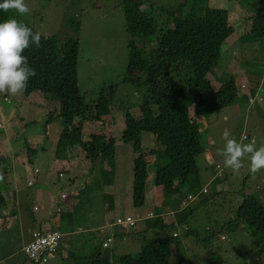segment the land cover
Returning a JSON list of instances; mask_svg holds the SVG:
<instances>
[{
  "label": "rangeland",
  "instance_id": "374dc122",
  "mask_svg": "<svg viewBox=\"0 0 264 264\" xmlns=\"http://www.w3.org/2000/svg\"><path fill=\"white\" fill-rule=\"evenodd\" d=\"M249 1L199 0L194 3L202 8L208 6L227 10L228 25L234 31L224 42L218 69L211 70L208 81L215 90L226 89L231 96L235 95V99L252 103L255 102L254 94L247 93L249 88L253 89L252 84L254 87L262 86L260 96L264 97V34L254 44L246 38L240 40L246 34L245 28L251 23L246 17ZM119 2L121 3L120 0H25L30 9L29 14L19 16L13 11L7 12L6 19L15 17L44 37L63 39L71 36L78 39V87L89 111L91 105L97 102L101 90H105L110 84L117 85L110 114L100 120L86 121L82 127L85 140L94 131H100L107 139L113 137L116 151L112 160L100 159L92 163L81 157V149L69 150L65 159L56 158L55 146L62 129L59 112L55 111L58 102L45 97L42 91L23 92L17 96L0 94V158L3 160L0 163V199L6 203L0 209V264H30L22 247L31 240V232L39 229L37 222L40 212L33 208L40 207L35 193L42 186L37 182L32 186L27 185L33 168L37 166L47 176L44 187L51 195L54 205L59 202L61 193L79 202L70 224L55 213L50 222H43L44 228L59 230L68 239H77L75 245L72 244L78 249L77 257L86 256L90 249L98 246L104 239L95 228L118 216L143 215L164 205L165 220L167 223L174 222L170 218L172 206L192 191L185 185L183 188L178 186L176 182L170 194H166L162 188L154 187L153 174L157 167L167 163V159L161 154L154 166V157L149 155L150 150L154 149V135L142 133L141 146L146 154L149 175L145 185L146 199L141 208H133L131 205L132 161L136 154L132 151V145L124 140V113L128 110L134 117L139 115L138 106L146 88L122 82L128 58L127 42L133 39L138 48L147 51L155 46V39L131 37L127 34L124 12ZM183 6H186V10L180 9ZM190 6L188 0H145L141 11L151 13L161 27L171 28L174 19L186 14ZM259 6L264 7V3L257 7ZM252 106L253 104H235L221 111L226 116L216 112L209 119L201 120L198 125L200 141L205 148L203 154L197 157V177L201 179L200 187L205 185L207 194L194 200L190 205L191 213L185 220L196 232V236H182L185 231L179 227L178 234L182 237L173 240L172 247L183 245L184 252L180 253L178 250L177 254L179 252L182 255L186 260L185 264H264V253L260 252V248L255 249L256 256L238 255L240 251L250 252L255 247L249 237L247 225H243L242 230L225 229L222 235L213 234L212 231L233 221L240 189L247 188L248 194L258 193L256 188L264 183V170L252 174L247 159L243 161L239 173L234 174L230 169L224 168L223 158L217 155V150L224 145L222 134L226 128L230 130L232 138L242 143H251L254 139L257 148L264 145V115L256 118L254 114H249ZM53 111L56 120L46 128L48 115ZM78 121V118L75 119V123ZM27 144L36 147L35 154L41 153L43 159L46 156V165L44 160L33 163L23 161V157L26 161ZM64 165L66 169H72L65 170L63 177H59ZM223 175L227 176L226 180L219 178ZM72 177H77V180L71 182ZM214 179H219L220 183L213 185L211 181ZM75 193L78 194L77 197L74 196ZM191 194L194 196L197 193ZM262 201L264 202V196ZM173 209L177 210V207L174 206ZM51 212H54L53 208ZM68 227L74 232L70 233ZM174 232L173 226L161 230L144 228V223H139L129 232L118 235L107 249L101 248L99 253L102 257L108 255L109 263L118 264L119 258L125 255L136 257L143 245L155 236L164 234L172 237ZM206 237L209 238L205 239ZM69 246L62 243L60 254L64 255ZM235 248H238V253ZM175 250L177 248L174 247L173 254ZM171 260L179 264L178 255L171 257Z\"/></svg>",
  "mask_w": 264,
  "mask_h": 264
},
{
  "label": "trees",
  "instance_id": "16d2710c",
  "mask_svg": "<svg viewBox=\"0 0 264 264\" xmlns=\"http://www.w3.org/2000/svg\"><path fill=\"white\" fill-rule=\"evenodd\" d=\"M120 1L127 34L131 37L145 36L155 39V46L147 51L138 48L133 39L127 42L128 58L122 82L146 88L143 100L138 106L139 115L134 117L128 110L124 113V140L131 143L133 151L137 154L133 160V205L142 207L146 199L145 185L149 175L141 146L144 133L154 135V149H151L149 153L155 156L154 166L161 154L167 159V163L157 167L153 174L154 186L162 187L163 191L166 190V194H170L176 182L182 188L184 185L187 186L192 190L191 193H199L201 179L197 177L199 172L197 157L203 154L205 146L200 141L201 132L198 130V125L202 122L201 120L209 119L211 114L219 112L226 116L221 111L235 104L239 106L242 103L247 104L243 99H235V95L231 96L226 89L215 90L208 81L211 70L218 69L224 42L234 32L228 25V11L212 9L208 6L202 8L194 3L199 0H188L191 6L186 14L175 18L171 28H164L151 13L141 11L145 0ZM263 3L264 0H250L247 3L249 10L246 17L251 20V23L245 28L246 34H243L240 40L246 38L254 44L264 34V11H262L264 7H257ZM238 7L241 8V5L239 4ZM180 9L186 10V6ZM6 17L7 12L0 11V22H3ZM147 42L149 40L145 41ZM24 55L28 58L29 66L36 71V76L29 80L24 92L42 91L48 99L59 102L60 115L58 116L61 119L62 130L55 146L56 155L60 157L66 154L67 150L79 147L85 160L91 162L100 159L112 160L116 151L115 139L113 137L107 139L100 131H94L85 140L82 133V121L85 120L84 116L89 115L86 119L100 120L103 116L110 114V105L117 85L110 84L105 90H101L97 102L91 105L89 111L78 87V39L71 36L60 39V37L41 35V46L39 48L31 46L25 50ZM53 114L55 113H49L46 126L56 120ZM249 114H254L256 118L262 117L264 101L254 102ZM77 118L79 121L75 123ZM252 141L254 142V139ZM1 160L0 158V162ZM226 177L223 175L219 178L226 180ZM218 182L219 179H214V183ZM263 189L264 183L260 188H256L259 190L258 193L248 194L247 188L240 189L238 207L233 221L227 225L224 224L219 230H212L213 234L221 233L222 235L225 229L242 230L243 225H247L249 237L255 247L250 252L240 251L238 254L240 256L250 254L256 256L255 249L258 248L264 253ZM201 196L203 195H200L199 199ZM5 205V201L0 199V209ZM174 206L178 207V204L175 203ZM191 210L190 206L179 211L178 219L174 224H164L157 216L150 228L163 230L167 226H173L175 232L172 237L164 234L160 237L155 236L153 240L143 245L136 257L125 255L119 258L118 264H176L171 257L177 255L179 264H185L186 260L179 252L177 254L178 250L180 253L184 252L183 245L172 247V244L174 239L182 236H196V232L185 221ZM68 217L63 216L61 220L70 224L71 218ZM111 223L112 220L105 222L104 225ZM179 227L185 231L181 234L182 236L178 234ZM68 228L70 233L74 232L70 227ZM102 230L113 234L114 237L127 233L126 230L120 231L124 229L116 225L111 228L104 227ZM49 231L59 234L56 249L49 256L50 264L51 262L53 264H111L108 255L102 257L99 253L103 240L98 246L95 245L90 249L86 256L77 257L78 249L72 246L77 239H68L63 232L56 229L49 228ZM96 231L104 237V232ZM62 243L70 245L64 255L59 251ZM174 247L177 250L173 254ZM234 250L238 253V248ZM72 252L74 253L70 256ZM27 260L30 262L29 259Z\"/></svg>",
  "mask_w": 264,
  "mask_h": 264
},
{
  "label": "clouds",
  "instance_id": "9594fccd",
  "mask_svg": "<svg viewBox=\"0 0 264 264\" xmlns=\"http://www.w3.org/2000/svg\"><path fill=\"white\" fill-rule=\"evenodd\" d=\"M0 11H4V12L13 11L17 13L19 16H25L30 13V9L25 3V0H2V2H0ZM27 25L28 24L23 23L21 20H18L15 17L8 18L4 20L3 22H0V94L9 95V96L20 95L26 90L29 80L32 77L36 76V71L34 68L29 66L28 58L24 55V52L26 49L30 48L33 45L39 48L41 46V35L42 34L36 29H34L36 31L34 32L32 30L33 28L30 26L32 28L31 29L30 27H28L29 25L28 26ZM251 87H253V89L249 88L247 93H249V95L252 93L254 94L255 102L264 101V97L260 96V94L263 91L262 86L258 85L254 87L252 84ZM247 104L252 105L254 104V101L252 103H247ZM58 106H59V102H58ZM57 107L55 111H58ZM55 111H53V113H55ZM88 116H84L85 120L82 121V127L86 121L93 120V119H86ZM50 125H47L46 128ZM222 135L224 139V145L222 148L217 150V155L223 158L224 168L230 169L234 174L239 173L242 167L243 161L247 159L249 161V171L252 174H255V173L260 172L261 170H264V145L257 148L254 142L242 143L241 141H238L237 139L232 138L230 130L227 128L223 131ZM243 136L245 137V135ZM28 145L29 144H27V147H26L27 154H26L25 162H27L29 159V162L32 163V159L30 160V158L34 157L33 155H35L36 147H32L31 149L28 147ZM75 149H79V147H76ZM69 150H67L66 154L60 155V157L56 155V151H55L56 158L61 159V157H67L70 152ZM132 151H133V148H132ZM133 153L136 154L134 151ZM80 155L83 158L82 152ZM151 156H153L155 160V156L154 155H151ZM136 157H137V154L133 158L135 159ZM145 157H146V154L144 156V159ZM71 169H66L64 167L59 172L58 174L59 177H63V172L65 170H71ZM35 172H37V170H35ZM132 174H133V161H132ZM75 180H77V177L71 178V182H74ZM211 183L213 185L214 184L218 185L220 182L214 183V180H212ZM27 184L28 186H32V181H28ZM132 184H133V177H132V183H131V190H132ZM204 186L205 185L201 187L200 192L197 193L196 195L193 196L191 193H188L186 198L180 200V202L177 203L178 204L177 210L173 209L175 203L174 205L172 204L173 206H172V211L170 213V218H172L174 222L176 220V217L178 219L179 211H183L187 209L188 207H190V205L194 202L196 198L197 200L199 199L200 195L207 194V189L204 188ZM154 187L158 189L162 188V187H156V186ZM74 196L77 197L78 194L75 193ZM58 200H59L58 203H56L55 205L53 204L52 208L54 209V212L50 211V214L48 215L50 220H48V222L51 221V217L53 216L54 213L61 217L69 216L68 218H72L74 211L77 209L79 205V202L77 200L71 199L65 193H61ZM131 200H132V191H131ZM131 205L133 208H141V207H134L133 201ZM163 207L164 205L159 206V208L146 212L143 215H139V214L126 215L125 214L122 217L118 216L117 218L112 220L111 224L98 227L95 230H100L104 232L102 228L104 227L111 228L114 225L119 226V228L124 229V230H129V229L131 230L139 223H144V226L146 225L144 228H150V225L155 221V218L157 216H159L162 219L164 224H174V222L167 223L166 221H164L166 217V211L163 209ZM33 210L39 211L40 207L39 208L34 207ZM34 220L36 219L34 218ZM148 220H153V222H149ZM43 222L45 221H43V219L40 218V214H39V221L37 222L39 229L44 230V231H49V228L43 227ZM35 231L36 230L31 232V240L27 244H29L32 241V234ZM104 234L105 235L101 243V248L107 249L110 243L115 240V237L113 236V234H110V233L104 232ZM108 239H111L110 243L108 244L107 247H103V243L106 242ZM27 244H25L22 247L23 254H24V247ZM50 255L51 253H49V255H47L46 257V260L42 261V263L40 264H50L49 262ZM25 257L29 259L26 255ZM30 262L32 264H35L32 261Z\"/></svg>",
  "mask_w": 264,
  "mask_h": 264
},
{
  "label": "built area",
  "instance_id": "2783aa9c",
  "mask_svg": "<svg viewBox=\"0 0 264 264\" xmlns=\"http://www.w3.org/2000/svg\"><path fill=\"white\" fill-rule=\"evenodd\" d=\"M58 241V233L37 229L32 234V241L24 247V254L33 263L40 264L56 249ZM110 241L111 239H108L104 242L103 247H107Z\"/></svg>",
  "mask_w": 264,
  "mask_h": 264
},
{
  "label": "crops",
  "instance_id": "0c3cea01",
  "mask_svg": "<svg viewBox=\"0 0 264 264\" xmlns=\"http://www.w3.org/2000/svg\"><path fill=\"white\" fill-rule=\"evenodd\" d=\"M28 147L29 148H31L32 149V146L31 145H28ZM42 153L44 154V152L42 151ZM34 157H31L30 158V160L32 159V163H33V161H37V160H39V161H43L44 163H45V165H46V161H45V159H46V156L44 155V159H43V157H42V155H41V153L40 154H35V155H33ZM68 157V156H67ZM67 157H61V159H65V158H67ZM23 161L25 162V160H24V157H23ZM27 163H30L29 162V159H28V161H27ZM63 167H65V165L63 166ZM35 170H37V172H35ZM42 169L41 168H39V166H37V167H35V168H33V170H32V175H31V178L28 180V181H32V185L34 184V182H37V183H39L42 187H41V189H39V191L38 190H36V193H35V195L37 196L36 197V199H37V204L40 206V210H39V212H40V218L41 219H43V221H48V220H50V218H49V214H50V211H51V208L53 207V199H52V197H51V195L49 194V192L45 189V187H44V184H46V174H44L42 171H41ZM28 183V182H27ZM28 185V184H27ZM156 189H158V188H156ZM131 203H132V200H131ZM126 215H128V214H126ZM117 218V217H116ZM166 221V220H165ZM167 222V221H166ZM146 226V225H145ZM144 226V227H145ZM99 226H97L95 229H97ZM130 230V229H129ZM129 230H126L127 232H129ZM120 231H125V230H120ZM121 234V233H120ZM119 235V234H118ZM118 235H116L115 236V238L118 236ZM115 241V240H114ZM51 264H53V262H51Z\"/></svg>",
  "mask_w": 264,
  "mask_h": 264
}]
</instances>
